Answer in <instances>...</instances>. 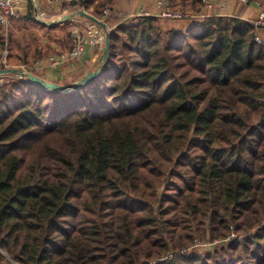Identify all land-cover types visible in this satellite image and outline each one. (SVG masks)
<instances>
[{
  "label": "trees",
  "instance_id": "trees-1",
  "mask_svg": "<svg viewBox=\"0 0 264 264\" xmlns=\"http://www.w3.org/2000/svg\"><path fill=\"white\" fill-rule=\"evenodd\" d=\"M119 1L79 5L102 18ZM106 22L83 87L0 81V264H264L255 21Z\"/></svg>",
  "mask_w": 264,
  "mask_h": 264
},
{
  "label": "rangeland",
  "instance_id": "rangeland-1",
  "mask_svg": "<svg viewBox=\"0 0 264 264\" xmlns=\"http://www.w3.org/2000/svg\"><path fill=\"white\" fill-rule=\"evenodd\" d=\"M31 1H33V5L35 6V15L42 14L45 20L59 19L63 15L71 13L70 12L71 9H76L75 11L80 9L86 10L85 8L79 5V3L82 0L80 2L72 3V4L64 3V2L54 3L53 0H51V2H48L47 4L44 5L43 4L41 5V0H39V2L36 0H30V2ZM179 4L180 6L182 5L185 8L188 7L189 5L190 8L196 10H200L202 8V6H197L198 4L195 5L194 3H192V0H179ZM108 6L112 8L113 5H107L105 9ZM93 10H94L93 7H91L89 10L86 11L98 17L99 19L103 18L104 11L101 18L98 15H95L93 13ZM110 17L115 18V16L111 15L107 17V19ZM159 18L162 20L164 25H167L168 23H175V24L180 23V21H175L169 18H164V17H159ZM79 19H81V16H78L77 20L74 19V20H67L61 22L59 24H56L54 29H50L47 26H45L44 25L45 22L41 19L37 18L36 21L32 19H27V15L17 20H14L12 22L13 24H11L12 26L0 25V69L14 68L19 70H24L26 72L28 71L30 72V69H33L34 71H36V74L38 76L44 78L43 77L44 74H41L40 71H42V73H45L46 71L45 69L47 68L49 70L55 69L49 61L50 57L60 56L62 53L67 52L68 50L71 49L72 30L75 29V26L79 27L81 30V27L79 26ZM129 20L135 21L136 18L133 17L130 18ZM33 21L38 23L36 24ZM97 28H99L98 25ZM109 31L111 32V28ZM82 33L86 37L88 42H91L92 39H94V37L98 36V34L95 33L94 29L91 33H88V29L86 32L83 31ZM106 37H107V32L105 31L104 46L100 48L101 45L99 43L96 46H93V48L95 49L94 53L97 50L100 51L105 48ZM46 60H47V64L44 65ZM23 67H27V69ZM84 71H81V73H77L76 75H73L71 77L61 79V83H62L61 85H70L74 82H77L80 78L84 76L83 74ZM80 74L82 75L81 77H79ZM11 75L12 73L2 74L0 76V81L4 77ZM212 245L214 244H206V243L198 244L194 249H200L203 251L211 247Z\"/></svg>",
  "mask_w": 264,
  "mask_h": 264
},
{
  "label": "built area",
  "instance_id": "built-area-1",
  "mask_svg": "<svg viewBox=\"0 0 264 264\" xmlns=\"http://www.w3.org/2000/svg\"><path fill=\"white\" fill-rule=\"evenodd\" d=\"M80 1L81 0H53L54 3L64 2L69 4L77 3ZM231 1H235L243 5H249L250 3L256 0H202V8L200 10H196L192 8L187 9L182 5L180 6L179 0H158L155 9L144 8L135 16V18L145 15H152L157 17L173 19L175 21H181L184 19L191 18L195 12L201 16L202 9L214 10L215 8H221L225 11V9L228 8V4ZM260 5L262 6V10L255 20V25L257 26L256 37L257 40H259L260 42H264V40L261 39L262 37L259 33V29L261 27H264V6L261 3ZM24 14H25V7L23 5V0H0V25L3 26L11 25L14 20L23 17ZM111 15H113L112 8L108 6L104 10L102 19L106 21L107 17ZM37 18L43 21L45 20L42 14L37 15ZM105 31L106 30L102 29L100 26L99 28L95 27V33H97L98 36L95 35L97 37H94V39L91 38L92 41L88 42L86 37L83 35L82 31L80 30V28L75 26V29L72 30L71 33L72 36L71 49L68 50L67 52L62 53L60 56L50 57L49 59L50 63L55 68L68 59L81 57L86 51L88 43L93 46H96L99 43L101 45L100 48H102L105 42Z\"/></svg>",
  "mask_w": 264,
  "mask_h": 264
},
{
  "label": "crops",
  "instance_id": "crops-1",
  "mask_svg": "<svg viewBox=\"0 0 264 264\" xmlns=\"http://www.w3.org/2000/svg\"><path fill=\"white\" fill-rule=\"evenodd\" d=\"M157 1L158 0H120L116 4H113L112 14L115 17H127L128 19H130L135 17L144 8L155 9L157 5ZM48 2H51V0H41V5L47 4ZM29 4H30V0H23V5L25 7L24 16L27 15V19H31L27 14L29 9ZM186 8L190 9V6L188 5V7ZM261 10H262V6L257 1H254L249 5H243L241 3L231 1L228 4V8H226L225 11L221 8H215L214 10L202 9L201 16L195 12L191 18L181 20L179 24L187 28H194L202 22L203 19L202 17L209 15H224V16L234 15V16L242 17L244 19L255 21ZM77 18L78 17H76L75 19L77 20ZM34 23L37 24L38 22H34ZM45 24L49 25L47 23ZM50 26H52V28L50 29L55 28V25H50ZM79 26L81 27L82 32L83 31L86 32L88 29V33H91L93 29L95 30V27H97L96 23L92 20H89L88 18L79 19ZM259 33L262 37L261 39L264 40V27L259 29ZM94 50L95 49L93 48V45L88 44L86 51L81 57L68 59L62 62L58 67H55V69L49 70L47 68L45 69L46 70L45 73H42V71H40V73L44 74L43 76L44 78H47L48 80L54 82L61 81V79L71 77L73 75H76L77 73H81V71L84 70L85 71L83 74L85 75L89 71V68L86 66V62L90 57L94 55ZM46 64H47V60L45 61L44 65Z\"/></svg>",
  "mask_w": 264,
  "mask_h": 264
},
{
  "label": "water",
  "instance_id": "water-1",
  "mask_svg": "<svg viewBox=\"0 0 264 264\" xmlns=\"http://www.w3.org/2000/svg\"><path fill=\"white\" fill-rule=\"evenodd\" d=\"M39 2V0H36ZM81 16V17H87L90 20L94 21L96 24H98L102 29L107 31V37H106V46L104 48V53L101 56V60H104L108 57V53L110 50V31H109V25L106 21H103L102 19H99L98 17L88 13L86 10L84 9H80L74 12H71L69 14L63 15L62 17H60L59 19L56 20H44L45 23L49 24V25H56L59 24L61 22L67 21V20H72L75 19L76 17ZM102 68V66H100L99 68H97L96 70H92L89 73H87L86 75H84L82 78H80L77 82H74L70 85H61L59 83L56 82H52L49 81L45 78H42L36 74H32L23 70H19V69H0V76L2 74H8V73H17L21 76L24 75H29L30 78H32L33 80L41 83L44 87H49V88H53V89H61L63 91H71L74 90L76 88H80L83 87L85 84L89 83L93 78H95L96 76H98L99 74V70Z\"/></svg>",
  "mask_w": 264,
  "mask_h": 264
}]
</instances>
